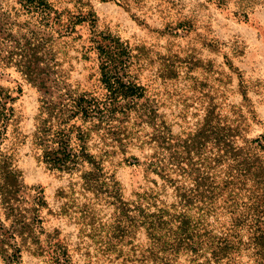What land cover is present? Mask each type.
Listing matches in <instances>:
<instances>
[{"label": "trees", "instance_id": "1", "mask_svg": "<svg viewBox=\"0 0 264 264\" xmlns=\"http://www.w3.org/2000/svg\"><path fill=\"white\" fill-rule=\"evenodd\" d=\"M20 5L46 27L57 25L61 37L90 23L105 93L63 88L52 60L42 61L41 71L38 63L18 62L41 92L32 134L37 161L79 178L80 189L95 198L77 210L76 183L59 192L66 200L62 215L80 221L82 242L74 249L59 232L47 235L46 246L34 236L48 204L43 189L28 196L13 154L4 152L16 98L0 86V207L12 220L9 228L0 225L5 264L21 262L19 240L36 244L34 254L47 256L51 264H77V255L83 264H264V132L251 134L260 120L234 64L228 59L239 74L242 103L211 96L203 117L177 133L133 73L129 45L99 32L92 12H60L47 0H20ZM4 15L0 7V29L6 34L10 24ZM7 48L0 49V62L9 64ZM119 155L142 176L129 194L108 170L107 163ZM98 202L113 209L110 220L97 222Z\"/></svg>", "mask_w": 264, "mask_h": 264}, {"label": "rangeland", "instance_id": "2", "mask_svg": "<svg viewBox=\"0 0 264 264\" xmlns=\"http://www.w3.org/2000/svg\"><path fill=\"white\" fill-rule=\"evenodd\" d=\"M47 1L60 12H92L99 32L110 33L129 45L135 59L133 73L147 95L157 101L160 113L174 125L175 132L180 133L201 119L211 96L219 102L225 97L229 104L242 103L239 74L228 67V59L242 74L260 120L251 134L264 132V0ZM0 7L10 24L6 34L0 29V49L7 46L10 57L9 64L0 62V86L16 98L12 104L13 123L3 149L13 154L14 167L20 171V182L28 196L32 197L33 189L44 191L48 208L41 212L42 222L34 233L41 246H46L48 234L59 232L61 239L76 249L82 242L80 221L62 215L66 200L59 198V192L69 191L76 183L77 210L85 208L87 199L95 202V198L80 189L79 178L51 171L37 161L32 134L41 92L27 79L18 62L23 60L29 66L32 61L34 67L38 63L36 68L41 71V62L52 60L53 73L62 77L63 88L104 94L98 54L91 42V25L82 24L72 36L61 37L57 25L46 27L38 15L25 13L20 0H0ZM5 36L9 41L2 44ZM130 152L139 155L136 149ZM122 157L117 156L107 166L129 194L142 176L122 163ZM94 204L98 223L112 218L111 207ZM11 223L0 207V225L9 228ZM19 244L23 253L18 264H51L47 256L34 254L37 246L33 242L24 245L19 240ZM75 259L77 264H83L81 255ZM0 264H5L1 255Z\"/></svg>", "mask_w": 264, "mask_h": 264}]
</instances>
